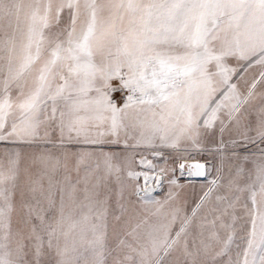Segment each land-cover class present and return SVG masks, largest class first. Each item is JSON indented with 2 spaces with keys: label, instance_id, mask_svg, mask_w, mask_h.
Wrapping results in <instances>:
<instances>
[{
  "label": "snow or ice",
  "instance_id": "snow-or-ice-1",
  "mask_svg": "<svg viewBox=\"0 0 264 264\" xmlns=\"http://www.w3.org/2000/svg\"><path fill=\"white\" fill-rule=\"evenodd\" d=\"M0 146V264H264V0H0Z\"/></svg>",
  "mask_w": 264,
  "mask_h": 264
},
{
  "label": "rangeland",
  "instance_id": "rangeland-1",
  "mask_svg": "<svg viewBox=\"0 0 264 264\" xmlns=\"http://www.w3.org/2000/svg\"><path fill=\"white\" fill-rule=\"evenodd\" d=\"M127 22L125 21V24ZM24 25L23 23L21 24V29H23ZM28 80V82H31V77H27L26 78ZM251 119L253 120V122H255L256 117L252 116ZM17 152H21V153H38L41 150H49L51 151L55 156H60L61 151L66 150L68 153H76L77 151H81V150H90L89 146L87 145H67L66 149L61 150L58 148H54L51 144H46L44 142H39L36 145H33L32 147H28V146H24L22 148H16L15 149ZM103 151L104 152H114V153H122L123 149L121 145H117V144H105L103 145ZM171 150H165L164 152V156L163 158L153 161L154 163L158 164L160 167H165L168 169H172V168H177V173L176 175L179 176V171H178V165L182 162L185 163H189L191 161V159L188 158H182L181 153L176 152L173 154H170ZM0 159H3L5 161V164H7V160L8 157L3 155V146H0ZM196 159L200 160L203 159L200 156H197ZM69 165L72 166L75 164V158L74 157H70L69 161H68ZM89 164H93L94 165V161H88ZM28 164V159L27 156L23 157L20 161V168L23 169L26 165ZM38 166V165H37ZM37 166H33V171L35 170V167ZM249 164H245V167H249ZM103 173V164L101 161V174ZM215 176V173L212 172L210 173V175L207 176V178L204 181H194L192 180L191 183L188 182V179L185 177H180L179 179V183H181L182 185H184L183 189H182V195H189L190 197H192L193 199L195 198L196 194H198L201 190V188L207 184V182L211 179H213ZM21 179H25V177L23 176V173L21 174ZM167 185L165 184L164 186V191H167ZM162 198V196H161ZM73 218H76V212L73 213ZM79 231V229L74 230L72 232V234L69 236V239L67 241L68 243V247L70 250V255L71 256H80V259L77 260H73L72 264H92V253L91 250L87 244V242H84L83 244H77L76 247L78 249L77 252L72 253L71 252V248H72V240L73 237L76 236L77 232ZM110 236H111V228H110ZM64 241H61V245H64Z\"/></svg>",
  "mask_w": 264,
  "mask_h": 264
},
{
  "label": "water",
  "instance_id": "water-1",
  "mask_svg": "<svg viewBox=\"0 0 264 264\" xmlns=\"http://www.w3.org/2000/svg\"><path fill=\"white\" fill-rule=\"evenodd\" d=\"M192 161H190L189 163H191ZM182 163H185V162H182ZM207 178V176L206 177H198V178H194L193 180L194 181H204L205 179Z\"/></svg>",
  "mask_w": 264,
  "mask_h": 264
}]
</instances>
